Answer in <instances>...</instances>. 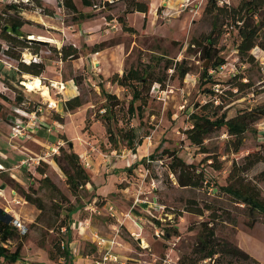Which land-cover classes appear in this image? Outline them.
<instances>
[{
    "label": "rangeland",
    "instance_id": "1",
    "mask_svg": "<svg viewBox=\"0 0 264 264\" xmlns=\"http://www.w3.org/2000/svg\"><path fill=\"white\" fill-rule=\"evenodd\" d=\"M28 1L0 0V13L12 2L26 4ZM42 1L45 7L56 13L51 17L58 16V22L66 32H48L46 27L23 18L22 12L10 13L20 15L27 21L21 29L28 35V39L29 35L35 34L46 35L52 40H46L49 42L48 46H41L38 52L41 57L39 62L46 66L43 74L39 77L22 74L18 70L19 60L0 51V93L6 98H0V164L2 161L6 162L0 166V189L7 188L9 193L16 191L20 194L21 188L28 190L33 186L38 189V195L47 206L42 214L34 207L29 209L27 202L18 204L1 196V204L6 213L19 210L26 218L34 216V221L27 226L28 230L24 234V261L36 264H69L64 258H50V253L57 254L54 243L59 238H66L64 231L58 232L48 228L53 215L52 201L57 195L52 189L41 187L40 180L44 176L37 171L38 164L45 163L43 168L46 174L71 202H75L76 197L69 189L66 174L59 161L62 155L60 148L64 147L78 153L82 163L86 157L94 162L90 168H86L94 185L93 177L104 178V181L101 180V192L99 187H93L91 184L82 191L85 208L75 213L71 221L78 222L88 217L91 219L92 231L107 239L116 237L119 247L124 246L121 247L123 251L120 252L119 261L108 264H179L182 256L189 255L198 241L199 224L208 219L207 216L188 212V201L195 199L202 206L210 203L215 197L213 193L218 192L217 187H212L215 184H227L233 160L241 162L244 156L264 146V119L255 124L258 132L249 131L245 134L244 144L236 154L227 152L230 136L226 128L210 134L205 140L204 149L192 145L185 133L192 125L191 113L196 110L197 104L216 99L218 94L232 89V83L238 80L244 83L250 80L253 86L227 99L226 109L229 117L241 109L264 103V50L259 46L253 49L255 63L242 62L236 48L239 43L238 30L226 26L216 55L210 61L202 58L199 48L191 44L194 39L208 34L213 28V17L204 13L208 0H187L183 3L185 6H181L182 2L171 0L169 8L165 3L162 4L163 0H145L150 5L146 22L143 13L134 12L125 16V5L121 0H110L113 3L101 10L86 7L82 0H77L80 12L94 15L86 18L66 11L63 6L60 7L62 0ZM102 1L95 0L98 4ZM241 1L219 0V4L226 2L237 6ZM28 7L32 8L28 11H36L32 6ZM36 12L46 15L40 11ZM109 15L116 20L107 19ZM119 17H125L127 25L135 31L123 30ZM83 22H88L90 35H93L90 39L89 34L76 35L78 25ZM0 45L3 48L8 46L1 38ZM63 45L77 47L79 56L64 61L51 50L52 46L59 49ZM111 48L120 52L119 73L136 65L140 60L149 61L152 55L174 61L186 60L191 67L190 73L183 79L175 76L168 80L164 87L155 84L141 115L136 113L134 118L126 122L123 111L119 112L121 119L113 125L116 134L117 129L132 126L143 139L135 152L126 147L127 141L118 134L119 144L118 148H115L109 141L101 119L107 105L102 93L103 88L116 94L123 101L125 109L131 100V94L126 88L109 81L117 71L114 70L107 80L101 79L92 71L96 68L93 61L99 60V56L94 55L95 49H100L102 53L106 51L109 58H113L114 53L107 52ZM34 50L15 48L14 52L20 55L23 61L31 59L30 53L35 54ZM216 63L220 66L216 67ZM204 69L208 70L213 81L203 78ZM35 78H40L43 82L62 79L67 84L68 90L61 100L54 91L51 92L50 97L59 100L57 108H49L48 102L42 104L46 100L42 98L41 91H30L22 83ZM210 90H214L216 94L211 95ZM255 91L262 92L256 94ZM73 94L79 95L83 104L71 112H65L61 108L62 103ZM40 104L43 105V111L34 118L32 111ZM66 117L75 119V124H82L83 119V124H79V130L74 134L65 135L66 139H62L59 131L63 129L61 123L65 124ZM17 125L26 128L29 125V128L22 131L23 135L14 136V128ZM39 137L54 143L45 146L39 142ZM56 137L59 139L55 140ZM70 142L75 143L76 147H70ZM165 151H174L187 163L194 164L199 170L204 169L211 183L210 188L180 186L176 175L171 173L168 167L171 158L164 154ZM152 155L160 159L150 161ZM209 155L223 161L221 170L211 167V160L206 161ZM99 158L104 161H98ZM263 168L264 165H260L249 175L252 177ZM258 185L264 196V181H259ZM216 204L227 206L232 217L238 222L236 228L226 223L218 224V236L234 240L239 245L238 233L244 231L247 247L264 259V229L261 226L256 227L257 224L264 225V214L258 215L259 222L250 229L247 226L249 217L240 210L241 208H235L224 194H221ZM174 211L181 212L182 215L177 216ZM171 226H174L178 233L169 234L167 230ZM91 237V233L84 236L79 234L78 229L72 230L70 247L77 263L97 264L102 260V255L98 252V247L91 242Z\"/></svg>",
    "mask_w": 264,
    "mask_h": 264
},
{
    "label": "trees",
    "instance_id": "2",
    "mask_svg": "<svg viewBox=\"0 0 264 264\" xmlns=\"http://www.w3.org/2000/svg\"><path fill=\"white\" fill-rule=\"evenodd\" d=\"M121 1L125 5V16L139 12L145 15V22L147 21L150 10V5L147 1ZM82 3L86 7L99 8L101 10L113 2L103 0L98 4L95 0H82ZM62 4L66 11L72 14H79L81 18L94 16L85 15L80 12L74 0H62ZM28 6H32L34 10L49 16H55L56 14L53 10L45 7L42 0H29L26 4L20 2L8 4L6 10L0 13V29H2L0 38L8 46L3 48L0 45V51L19 60L18 70L22 74L39 77L46 70L45 64L43 62L25 63L14 50L15 48L19 50L35 49V54H38L41 46L46 44L33 42L27 37L19 38L4 30L5 25L21 29L27 21L20 15H12L10 12L15 11V14H20L26 9H32ZM204 13L213 17V28L208 34H203L200 38L194 39L191 44L199 48L202 58L208 61L213 59V56L216 55L220 39L226 32L224 27L230 26L238 30L239 43L236 48L241 61L248 63L256 62V58L252 54L253 49L259 46L264 50V0H242L237 6L229 5L226 2L220 5L219 0H208ZM113 16L109 15L107 19L113 20L115 18ZM126 21L125 17H119L123 30L134 32L135 29L129 27ZM51 50L60 55V58L64 61L79 56V50L74 45H63L59 49L56 46H52ZM98 51L100 49H95L94 52ZM218 66L220 64L216 63V67ZM190 71L191 67L186 60L174 61L166 59L163 56L152 55L147 62L140 60L136 65H132L122 73H115L109 81L114 85L126 88L131 94V100L128 108L125 109L123 101L116 94L106 91L105 88L102 89L107 105L104 107L105 112L101 119L109 135L110 143L115 148H118L119 140L117 134L121 135L127 141L126 147L135 152L137 147L142 144L143 139L132 126L128 128L121 127L117 129L116 134L113 125L121 119L119 112L123 111V118H126V122L134 118L136 113L141 115L155 84L164 87L166 82L171 78L179 76L183 79ZM202 76L207 81H213L207 69H204ZM252 86L253 83L250 80L245 83L242 80H238L232 83V89L225 91L221 95L218 94L216 99L203 104H197L196 110L190 116L192 125L185 131L187 139L191 144L204 149L205 140L210 134L226 128L227 134L230 136L227 142V152L238 153L244 144L245 134L249 131L258 132L255 124L264 119V103L241 109L234 116L229 117L226 101ZM209 92L211 95L216 94L214 90H210ZM260 92L255 91L256 94ZM0 98L6 100L1 93ZM137 102L139 104L136 105ZM82 104V98L79 95H74L63 103V110L71 112L81 107ZM57 120L60 121V119ZM60 122L63 121L61 120ZM62 139H66V137L63 136ZM60 150L62 155L59 161L66 174L69 189L72 195L76 197L75 202H71L46 174L43 168L46 165L45 163H39L37 171L44 176L40 180L41 187L52 189L57 195V198L52 201L51 211L53 215L48 228L58 232L64 231L66 238H59L54 243V250L57 254L50 253V258L53 260L57 259V257L64 258L69 264H72L74 258L70 247L73 230L72 216L85 208V204L82 202L84 197L82 196V191L87 189L88 184H91L93 187L95 185L87 173L79 154L72 149L66 150L64 147H61ZM164 154L171 158L168 167L171 173L176 175L180 186L210 188L211 183L204 169L199 170L194 164L187 163L174 151H165ZM157 159L160 158L152 155L149 160L154 161ZM209 160H211V167L215 170L222 169L223 161L218 157L209 155L206 161ZM260 165H264V146L244 156L241 162L233 160L232 169L227 177V184L223 186L215 184L212 187H217L218 192L213 193L215 197L210 203L207 202L202 206L195 199L188 201L186 209L188 212L202 217L207 216L208 219L199 224L198 241L189 255L182 256L179 264H262L258 259L243 250L236 241L218 236V224L226 223L236 228L238 222L237 219L232 217L231 211L227 206L216 204L221 198V194H224L227 200L234 204L235 208H241L240 210L249 217L247 226L250 229L254 228L259 222L258 215L264 214V196L258 185L259 181H264V168L252 177L249 174ZM21 194L28 203L34 205L42 214L46 211V203L38 195V189L33 186H30L28 190L21 188ZM65 203L67 205H64ZM240 205H243V207H239ZM173 213L177 216L182 215L181 212L174 211ZM14 220L12 215L0 208V258L4 260L0 264H16L23 260L22 250L26 235L21 233L20 229L14 224ZM167 232L169 234L178 233V230L174 226H171Z\"/></svg>",
    "mask_w": 264,
    "mask_h": 264
},
{
    "label": "crops",
    "instance_id": "3",
    "mask_svg": "<svg viewBox=\"0 0 264 264\" xmlns=\"http://www.w3.org/2000/svg\"><path fill=\"white\" fill-rule=\"evenodd\" d=\"M75 1V3H76V5H77V0H74ZM169 1H171V0H163L162 1V4H166L167 6H168V8L169 7H171L170 5H169ZM176 2H182L181 3V6H185L183 3L185 2V1H187V0H175ZM152 5H153V3H152ZM125 8V7H124ZM22 14H23V18H26V19H28V20H31V21H34L37 25H40V26H44V27H46V29H47V31L49 32V31H53L52 33H54V32H60L61 30H62V32H66L65 31V29L64 28H62L61 27V25H60V22H58L60 19L59 18H57L58 16H56V17H51V16H48V15H43V14H41V13H39V12H36V11H26V10H24L23 12H22ZM112 15H114V14H112ZM128 15H130V14H128ZM58 19V20H57ZM114 20H116V19H113V20H111V21H114ZM57 22V23H56ZM87 23L88 22H83L82 24H79L78 26L80 27H78V32L76 33V35H78V36H81V35H84V34H91V31H89V27L87 26ZM100 25L101 26H103L102 25V23H100ZM28 36V35H27ZM31 36H43V35H35V34H33V35H29V38H33V37H31ZM45 37H47L46 35H44ZM93 35H90V36H88L89 37V39H90V37H92ZM86 42H88V40L86 41ZM110 51H107V52H110V53H114V55H113V58L112 57H110L109 58V56L107 55V53H106V51H105V53H102L103 51H99V52H96L94 55H97V56H99V60H98V62H96V61H93V64H94V66L96 67V68H94V69H92V71L93 72H95L96 74H98V76L101 78V79H104V80H107L113 73H114V70L115 71H117V72H119L118 70L120 69V66H121V58H120V56H119V50L118 49H116V48H111V49H109ZM111 51H114V52H111ZM91 64H92V61H91ZM73 81V80H72ZM73 83H74V81H73ZM67 85V84H66ZM75 89H77V87H76V85H75ZM67 90H68V88H67ZM74 95H76V94H73V96ZM67 98H69V97H67ZM66 98V99H67ZM62 109H63V103H62V107H61ZM71 120V121H70ZM65 124H63V123H61V127H63V129H61L62 131H59L60 133H61V135H63V136H70V133H75V131H78L79 129H78V127L80 126V125H82L83 124V119H82V124H75V119H70L69 117H66L65 118ZM73 121V122H72ZM54 122H56V121H54ZM96 124H99V123H96ZM95 124V125H96ZM98 126V125H97ZM36 130H34V132H35ZM38 131V130H37ZM36 131V132H37ZM48 132V131H47ZM61 135H59V136H61ZM62 136V137H63ZM61 137V138H62ZM60 138V139H61ZM59 139V137H56L55 138V140H58ZM38 140H39V142L40 143H42V144H44L45 146H50L51 144H53L54 142H52V141H49L47 138H44V137H39L38 138ZM73 143V142H72ZM73 145H75V147H76V144L75 143H73ZM74 147V146H73ZM88 160H89V162L91 163V165H93L94 164V162H92L91 161V159L90 158H88V157H86ZM98 161L99 160H101L100 158L99 159H97ZM22 161V160H21ZM102 162L104 161V159H102L101 160ZM98 163V162H97ZM1 164H6V162H4V161H2V163ZM0 164V165H1ZM2 166V165H1ZM93 180H94V182H95V186H96V188L97 187H99L98 188V190L101 192V190H102V187L100 186L102 183H101V180H103L104 181V178H101V177H98V176H96V177H93ZM14 191V190H13ZM1 196H3L5 199H7V200H12V201H15V202H17L18 204H20V203H23V204H25L27 201L25 200V198L22 196V194L20 193V194H18L16 191H14V192H12V191H10V193L8 192V189L7 188H5V189H0V208H2L3 209V205L1 204L2 203V201H1ZM16 203V204H17ZM26 205H28L29 206V209H30V207L31 208H36L34 205H32V204H30V203H28L27 202V204ZM4 210V209H3ZM35 210V209H34ZM36 210H37V208H36ZM5 211V210H4ZM6 212V211H5ZM9 214H11L12 215V217L15 219V218H17L19 221H21L23 224H25L26 226H28L29 224H31V222L32 221H34L33 220V218H34V216H31V217H29V218H26V217H24L23 215H21L20 214V212H19V210H14V213H9ZM88 218V217H87ZM90 219V218H89ZM82 220V219H81ZM91 220V219H90ZM27 221H28V223H27ZM258 226H261V228H263L264 229V225L263 224H257L256 225V227H258ZM255 227V228H256ZM260 228V227H259ZM93 230V228H91L90 227V229H86V230H83V231H78L79 232V234L80 235H89L90 233L91 234H93L94 233V231H92ZM89 233V234H88ZM97 233V232H96ZM237 240H238V243H239V246L243 249V250H245L247 253H249L250 255H252L253 257H255L256 259H258L261 263H263L264 264V259H262L256 252H253L251 249H249L248 247H247V245L245 244V241H246V235L244 234V231H240L239 233H238V236H237ZM91 242H93V237H91ZM71 245H72V243H71ZM122 245V244H121ZM123 246V245H122ZM121 246V247H122ZM121 247H116L115 248V250H116V252L119 254V257H120V252H122L123 251V248H121ZM124 247V246H123ZM100 250H98V252H99ZM2 260V262L4 261L3 260V258H1ZM87 260H88V257L86 258ZM73 260H74V264H80V263H77V259H74L73 258ZM0 261V263H2ZM16 264H31V263H29V262H25L24 261V258H23V260L22 261H19V262H17ZM73 264V263H72ZM98 264V263H97ZM123 264H125V263H123Z\"/></svg>",
    "mask_w": 264,
    "mask_h": 264
},
{
    "label": "built area",
    "instance_id": "4",
    "mask_svg": "<svg viewBox=\"0 0 264 264\" xmlns=\"http://www.w3.org/2000/svg\"><path fill=\"white\" fill-rule=\"evenodd\" d=\"M30 55H31V59L29 60L23 59L25 63H28V64H30L31 62L38 63L40 61L41 57L38 54L30 53ZM39 81H40V85L42 89H38V90L41 91L42 98L46 100L42 102V104H45L46 102H48L49 108L51 107L57 108L59 100H61V97H63L64 94L67 92L66 83L62 79H49L47 82H43V80L40 79ZM45 89L48 92L47 97L44 95ZM52 91H54L55 95L59 97V100H55L50 97ZM42 104L38 105L37 108L32 111V116L34 118L39 112L43 111ZM28 128H29V125L27 128L22 125H17V127L14 128V136L23 135L22 131L25 129L27 130ZM83 165L85 169L91 167V163L89 162L87 158L83 160ZM14 224L20 229L22 234H25L27 232L28 227L25 224H23L21 221H19L18 219L14 220ZM72 226H73V229H78V231L81 232L83 230L90 229L91 220L89 218H85V219L79 220L78 222L77 221L73 222ZM93 243L98 247L102 255V260L98 261L97 262L98 264L116 263L119 261V254L115 250V248L119 246L116 237L107 239L99 235L98 233L94 232L93 233Z\"/></svg>",
    "mask_w": 264,
    "mask_h": 264
},
{
    "label": "water",
    "instance_id": "5",
    "mask_svg": "<svg viewBox=\"0 0 264 264\" xmlns=\"http://www.w3.org/2000/svg\"><path fill=\"white\" fill-rule=\"evenodd\" d=\"M63 5H62V3H60V7H62ZM4 30L6 31V32H9V33H11V34H13V35H15V36H18L19 38H26L27 37V35H26V33L24 32V31H22V29H17V28H14V27H12L11 25H5L4 26ZM28 38V37H27ZM31 41H33V42H36V43H40V44H49V42L48 41H46V40H42V39H39V38H29ZM208 62V61H207ZM207 64V63H206ZM73 143L72 142H70V147H72L73 148Z\"/></svg>",
    "mask_w": 264,
    "mask_h": 264
},
{
    "label": "bare ground",
    "instance_id": "6",
    "mask_svg": "<svg viewBox=\"0 0 264 264\" xmlns=\"http://www.w3.org/2000/svg\"><path fill=\"white\" fill-rule=\"evenodd\" d=\"M31 37L52 41L49 37H45V36H31ZM39 80H40L39 78H35L34 80L30 79L27 81H23L22 83L27 87L28 90L33 91L36 89H42ZM44 95L48 96V92L45 90H44Z\"/></svg>",
    "mask_w": 264,
    "mask_h": 264
}]
</instances>
